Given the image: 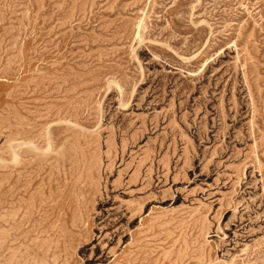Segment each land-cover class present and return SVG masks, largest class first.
Segmentation results:
<instances>
[{
  "label": "rangeland",
  "instance_id": "obj_1",
  "mask_svg": "<svg viewBox=\"0 0 264 264\" xmlns=\"http://www.w3.org/2000/svg\"><path fill=\"white\" fill-rule=\"evenodd\" d=\"M0 264H264V0H0Z\"/></svg>",
  "mask_w": 264,
  "mask_h": 264
},
{
  "label": "bare ground",
  "instance_id": "obj_2",
  "mask_svg": "<svg viewBox=\"0 0 264 264\" xmlns=\"http://www.w3.org/2000/svg\"><path fill=\"white\" fill-rule=\"evenodd\" d=\"M90 131H91V130H90ZM47 142H48V141H47ZM33 148H35V147H33ZM47 148L49 149V147H47ZM44 149H45V148H44ZM11 150H12V149H11ZM12 153H13V152H12ZM15 155H16V154H15ZM15 155H14V156H15ZM17 156H19V155H17ZM14 159H15V158H14ZM16 160H17V159H16ZM17 161H18V160H17Z\"/></svg>",
  "mask_w": 264,
  "mask_h": 264
}]
</instances>
